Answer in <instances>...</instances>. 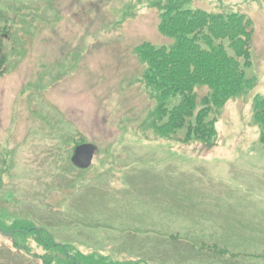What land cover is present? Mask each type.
<instances>
[{
    "label": "rangeland",
    "instance_id": "374dc122",
    "mask_svg": "<svg viewBox=\"0 0 264 264\" xmlns=\"http://www.w3.org/2000/svg\"><path fill=\"white\" fill-rule=\"evenodd\" d=\"M186 7L253 23L246 75L256 90L223 109L216 146L185 144L184 130L169 140L143 133L155 102L136 47L170 41L148 0H0L16 30L0 77V227L36 226L71 249L151 264H264V146L253 122L264 96V0ZM81 142L98 147L87 169L71 163ZM1 233L0 264H9ZM214 243L228 256L209 252Z\"/></svg>",
    "mask_w": 264,
    "mask_h": 264
},
{
    "label": "trees",
    "instance_id": "16d2710c",
    "mask_svg": "<svg viewBox=\"0 0 264 264\" xmlns=\"http://www.w3.org/2000/svg\"><path fill=\"white\" fill-rule=\"evenodd\" d=\"M148 1L158 11L159 32L170 41L159 46L143 41L136 47L142 64L140 82L155 102L154 110L142 122L143 133L152 130L158 139H169L184 130L183 141L212 145L217 138L216 123L222 109L231 100L246 99L257 85L255 77L246 75V69L252 65V19L241 12L187 8L192 0ZM13 25L7 13L0 9V76L9 68L5 41ZM201 88H206V92L199 96ZM177 98L178 102L169 106ZM253 119L264 146V96L256 98ZM2 230L15 237L16 234L33 237L46 250L40 256L44 264H150L141 259L121 260L96 251L86 253L73 248L72 252L68 245L57 242L41 228L13 225ZM28 240L14 239V247L25 250L28 245L22 243ZM211 249L222 254L227 252L217 245Z\"/></svg>",
    "mask_w": 264,
    "mask_h": 264
},
{
    "label": "water",
    "instance_id": "95a60500",
    "mask_svg": "<svg viewBox=\"0 0 264 264\" xmlns=\"http://www.w3.org/2000/svg\"><path fill=\"white\" fill-rule=\"evenodd\" d=\"M97 147L93 144H82L76 147L72 162L79 168H87L91 165Z\"/></svg>",
    "mask_w": 264,
    "mask_h": 264
}]
</instances>
